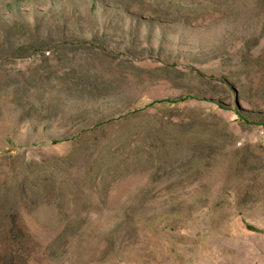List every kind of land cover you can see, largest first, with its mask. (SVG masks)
I'll list each match as a JSON object with an SVG mask.
<instances>
[{
  "label": "rangeland",
  "instance_id": "1",
  "mask_svg": "<svg viewBox=\"0 0 264 264\" xmlns=\"http://www.w3.org/2000/svg\"><path fill=\"white\" fill-rule=\"evenodd\" d=\"M0 264H264V0H0Z\"/></svg>",
  "mask_w": 264,
  "mask_h": 264
},
{
  "label": "trees",
  "instance_id": "2",
  "mask_svg": "<svg viewBox=\"0 0 264 264\" xmlns=\"http://www.w3.org/2000/svg\"><path fill=\"white\" fill-rule=\"evenodd\" d=\"M250 229H253L252 226H248Z\"/></svg>",
  "mask_w": 264,
  "mask_h": 264
}]
</instances>
